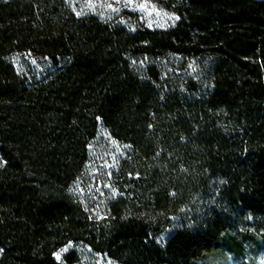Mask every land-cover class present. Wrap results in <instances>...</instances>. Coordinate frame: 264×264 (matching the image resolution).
Wrapping results in <instances>:
<instances>
[{"label": "trees", "instance_id": "16d2710c", "mask_svg": "<svg viewBox=\"0 0 264 264\" xmlns=\"http://www.w3.org/2000/svg\"><path fill=\"white\" fill-rule=\"evenodd\" d=\"M133 30L70 0H0V264H259L264 0H154ZM50 69L19 71L15 53ZM101 128L125 146L100 216L78 191Z\"/></svg>", "mask_w": 264, "mask_h": 264}, {"label": "rangeland", "instance_id": "374dc122", "mask_svg": "<svg viewBox=\"0 0 264 264\" xmlns=\"http://www.w3.org/2000/svg\"><path fill=\"white\" fill-rule=\"evenodd\" d=\"M79 12L93 13L106 21L118 22L128 29L139 26L167 27L176 16L162 9L154 0H70ZM11 59L19 71L28 75H39L50 69L48 61L40 55L29 52L15 53ZM125 146L116 142L104 128L90 143V162L78 184V191L89 211L100 216L107 197L111 194L110 173L122 156ZM2 159L0 157V164ZM76 249L80 260L75 264H115L104 255L91 252L81 244L68 243L54 254L63 261L62 255ZM264 264V252L258 257Z\"/></svg>", "mask_w": 264, "mask_h": 264}]
</instances>
